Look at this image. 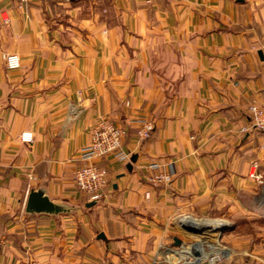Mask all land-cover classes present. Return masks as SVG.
Returning a JSON list of instances; mask_svg holds the SVG:
<instances>
[{"label":"crops","instance_id":"1","mask_svg":"<svg viewBox=\"0 0 264 264\" xmlns=\"http://www.w3.org/2000/svg\"><path fill=\"white\" fill-rule=\"evenodd\" d=\"M263 98L264 0H0V264H169L201 218L227 228L218 264H264ZM101 118L136 161L99 160L93 201L74 178ZM32 190L62 211L27 213Z\"/></svg>","mask_w":264,"mask_h":264},{"label":"built area","instance_id":"2","mask_svg":"<svg viewBox=\"0 0 264 264\" xmlns=\"http://www.w3.org/2000/svg\"><path fill=\"white\" fill-rule=\"evenodd\" d=\"M20 1L22 4H27L31 0ZM4 60L10 70H17L21 67V58L18 54H7ZM248 112L253 128L264 133V98L260 102L252 103L248 108ZM137 124L136 136L138 140L143 142L150 139L155 129L154 123L147 117H140L137 120ZM126 134L127 130L125 128L117 126L107 118L99 119L93 126L91 142L81 152L83 165L76 171L74 178L77 190L89 197L90 200H100L109 182L107 169L100 166L98 161L109 157L123 163L130 160L131 153L123 149V139ZM22 140L25 143H31L33 136L31 133L26 132L22 135ZM150 167L158 171L148 179L153 187H159L170 182L171 174L161 171L159 164H152ZM177 251L183 254L187 253L184 250H168L166 260L169 264L170 253H177ZM196 258L189 260L191 263L199 264L195 260ZM211 259L212 264H216L219 261L218 255L212 256Z\"/></svg>","mask_w":264,"mask_h":264},{"label":"rangeland","instance_id":"3","mask_svg":"<svg viewBox=\"0 0 264 264\" xmlns=\"http://www.w3.org/2000/svg\"><path fill=\"white\" fill-rule=\"evenodd\" d=\"M193 219V218H191ZM198 221L203 220L204 226L203 230L199 232H189L186 230H182L178 234H176L177 242L172 240L171 244L165 249L164 255L167 256L168 250H184L186 251L188 249V253H173L171 252L170 258V264H194L191 263L190 260L196 258V256H199L200 252L198 249L202 250L203 252H206L207 254L211 256L218 255L219 261L218 263L224 259L223 256H225L226 252V243L223 241V238L225 239V231L226 227L223 226L221 228H217L214 230H211L209 228H205L208 226V221H219V220H213L212 218H201L196 219ZM221 222V221H219ZM184 223H188V221H184ZM225 223V222H224ZM224 227V228H223ZM221 249H223L221 251ZM187 256L190 258L187 259ZM190 259V260H189ZM216 263V264H218ZM196 264V263H195Z\"/></svg>","mask_w":264,"mask_h":264},{"label":"water","instance_id":"4","mask_svg":"<svg viewBox=\"0 0 264 264\" xmlns=\"http://www.w3.org/2000/svg\"><path fill=\"white\" fill-rule=\"evenodd\" d=\"M136 161V157L133 156L131 158V163L128 164L127 169L132 171V163ZM62 208L54 204L50 201V199L44 195V193L40 190H32L28 196L27 203H26V212L27 213H37V214H55L60 213ZM183 228L189 232H199L204 228L196 226L192 223L184 224Z\"/></svg>","mask_w":264,"mask_h":264},{"label":"bare ground","instance_id":"5","mask_svg":"<svg viewBox=\"0 0 264 264\" xmlns=\"http://www.w3.org/2000/svg\"><path fill=\"white\" fill-rule=\"evenodd\" d=\"M186 222L188 221V223H191L190 220H185ZM186 224V223H184ZM192 224H195L196 226L198 225L199 227H203L204 224L201 222V223H198V222H193ZM218 225H215L213 222H208V226H206L205 228H209L211 230H214V229H217ZM224 228V227H223ZM198 251L200 252L199 254V257H197L195 260L197 261V263L199 264H212V256L207 254L206 252H203L202 250L198 249ZM186 252L188 253V249L186 250ZM190 258V256L188 257L187 256V259Z\"/></svg>","mask_w":264,"mask_h":264}]
</instances>
